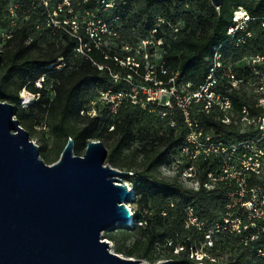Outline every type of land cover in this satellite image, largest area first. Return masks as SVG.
Wrapping results in <instances>:
<instances>
[{
  "label": "trees",
  "instance_id": "1",
  "mask_svg": "<svg viewBox=\"0 0 264 264\" xmlns=\"http://www.w3.org/2000/svg\"><path fill=\"white\" fill-rule=\"evenodd\" d=\"M8 1L0 0V4L4 6ZM14 1L19 7V19L13 39L0 51V101L15 105L16 117L30 135L40 134V152L47 163L60 158L69 138L75 141L77 154L89 141L101 140L109 149L107 162L131 171V176L136 177L132 180V202L137 205L135 224L119 226L124 230L120 238L109 234L116 242V251L155 262L160 258L155 252L156 243L173 239V246L166 248L164 256L174 259L170 264H188L187 252L175 254L173 249L178 240L189 249L191 245L198 248L203 239L196 230L185 228L180 213L185 206L193 205L209 221L212 238L208 250L216 260L214 264H264V216L244 221L238 229L228 227L226 222L232 212V199L239 192L236 180L240 177L229 178L224 168L218 170L211 162V157L197 162L198 189L184 186L177 178L159 175L160 167L181 153L189 133L175 103L172 109L152 103L144 107L146 95L139 92L138 102L127 97L113 112L110 102L99 100L102 91L126 89L130 78L154 85L144 77L145 41L151 53L153 44L164 48L161 63L151 64L156 80L166 87L190 81L192 88H197L205 82L216 61L214 47L227 43L233 11L243 6L253 16L264 17V0H223L219 8L211 0H111L110 12L97 13L95 24L101 26L93 30L88 22L78 24L74 16L96 13L94 0H68L59 22L45 29H38L37 24L43 22L46 10L34 9L32 0ZM59 2L64 0H52V8ZM253 29L255 36L247 43L223 45L219 58L223 65L264 53V26L260 19L253 23ZM60 64L64 66L58 68ZM235 70L247 75L250 72L249 68ZM44 74L46 81L39 88L36 81ZM218 75L214 88L217 93L230 96L232 108L226 113L215 103L207 112L201 102L194 103L192 119L204 137L210 136L216 142L227 140L230 147L254 138L264 149V137L256 125L241 128L244 116L256 119L264 113V107L258 106V99L251 100L236 89L229 90L230 84L222 77L221 69ZM171 78L174 82H170ZM23 89L40 93V97L23 106ZM172 122L175 124L171 125ZM37 124L44 128L37 131ZM250 172L247 189L263 185L262 172ZM204 183H209L210 188ZM248 198L250 194L241 201ZM172 202L176 208L170 206ZM131 237L133 240L128 243Z\"/></svg>",
  "mask_w": 264,
  "mask_h": 264
},
{
  "label": "water",
  "instance_id": "2",
  "mask_svg": "<svg viewBox=\"0 0 264 264\" xmlns=\"http://www.w3.org/2000/svg\"><path fill=\"white\" fill-rule=\"evenodd\" d=\"M108 154L103 141L91 140L77 155L71 138L47 163L15 105L0 101V264H148L102 238L129 225L126 204L135 198L121 178L130 172L108 163Z\"/></svg>",
  "mask_w": 264,
  "mask_h": 264
},
{
  "label": "built area",
  "instance_id": "3",
  "mask_svg": "<svg viewBox=\"0 0 264 264\" xmlns=\"http://www.w3.org/2000/svg\"><path fill=\"white\" fill-rule=\"evenodd\" d=\"M68 4V0H64L63 3H57L54 8H52V0H32V7L34 9L41 7L46 10V15L42 23L37 24L38 29H45L52 27L53 24H57L59 22L58 17L59 14L64 10L65 4ZM18 5L15 4L14 0H9L7 4L2 6L0 4V47L5 46V44L12 40L15 34V25L18 22ZM219 8V7H218ZM28 18V16L26 17ZM260 19L262 21V25L264 26V17H256L253 16L245 7L239 6L233 11L232 23L229 25L227 33L229 35L227 39V43H232L235 46H240L248 42L249 38H253L255 36V31L253 29V23ZM177 30V28H175ZM155 31V30H154ZM148 42V41H145ZM220 43L214 47V58L215 63L211 66L210 71L207 75L205 82L201 83L197 88H192V82L187 81L183 82L180 85L173 84L171 87L163 86L162 81H158L155 79V67L151 65L147 67V72L145 74V80H150L154 82V85H149L146 83H142L141 87L144 88V92L146 95L145 100L142 101V105L144 107L147 106L148 103L157 104L158 106L162 105V95H170V98L166 101L165 107L172 109L174 107V103L180 108L182 111L184 120L189 128V133L186 135V139L182 148V151L187 152L190 147L198 146L200 144V138H211L210 136L204 137L202 129H200L195 123V121L191 117V109L194 103H202L205 111H210L213 104H218L220 109L226 113L232 108V101L229 95L223 93H217L215 90V85L219 78V69L222 70V77L228 79V83L230 84L229 90H238L241 88V85L245 80V73H241L235 70L234 64L223 65L219 58L221 56V48L224 44ZM244 59L248 60V67L251 74L254 78V83L257 84V91L260 93L257 96L258 106H262L261 102L264 100V53L256 54L251 56H246ZM243 59V60H244ZM61 60V59H60ZM240 62V61H238ZM236 62V63H238ZM235 63V64H236ZM53 64L49 65L52 66ZM64 64H60L57 67H63ZM248 74V76H249ZM46 74L42 75L37 81L36 86L39 88L43 87V84L46 81ZM170 82H174V78L170 79ZM141 83H137L134 79H128V87L126 89L118 90V91H102L100 94L99 100L102 102H110L112 105V111L116 112L120 103L123 99L130 97L131 101L134 103L138 102V93L140 91L137 90V87L140 86ZM183 87L182 89L179 87ZM183 90V91H182ZM136 92V93H135ZM40 97V93H33L28 91L27 89H23L20 93V99L23 106H28L33 101L37 100ZM174 99V100H173ZM96 101L93 102L95 104ZM264 107V106H262ZM243 112L247 114V109L244 108ZM96 114V110H92V115ZM241 123L243 126H250L254 124L261 131L262 136L264 137V113L260 115L258 118H249L247 115L241 119ZM172 125L175 123L172 122ZM196 136V137H195ZM216 145L220 142L214 141ZM257 145L256 139H247L241 142H238L230 147L228 150H232L234 152H240L245 155L246 158H253V148ZM219 146V145H218ZM258 146V145H257ZM258 149L262 152L264 149L258 146ZM212 153L211 156H213ZM264 155V153H263ZM231 159V156H228ZM227 159V158H226ZM225 159V161H226ZM243 171L241 173L254 171L256 173H260V169H256V167L252 165H247L245 162L243 163ZM191 167V166H189ZM260 167V165H259ZM190 170H186L183 172L184 176H187L191 181H194L196 186L191 187L194 189H198L200 186L199 178H197L196 172L193 171V167L189 168ZM225 172H228L227 168H224ZM132 173V172H131ZM211 176V175H210ZM241 178V177H240ZM239 178V179H240ZM129 189H133V184L126 181ZM204 186L210 188L209 183H204ZM255 190V188L251 189ZM249 201V198L246 199ZM245 200V201H246ZM254 205L253 202H251ZM260 204V203H258ZM257 204V205H258ZM127 207L131 211V219L129 225L135 224V210L133 211L130 205L126 204ZM171 207L176 208L175 202H172ZM257 207V206H256ZM255 207V208H256ZM263 207H264V199H263ZM183 219L184 225L186 229L196 230L200 235L203 236V239L200 240L199 244L201 247L194 248V246H190L189 249H186L185 245L182 244L181 241L178 240V243L174 246L173 252L175 254H181L186 251L187 256L190 259L188 264H214L216 260L211 258L208 253V248L211 245V229L210 224L204 216L200 215L196 208L193 205H187L180 211ZM164 215L167 212L163 213ZM264 216V210H263ZM145 222H140V224H144ZM174 244L173 239H167L164 243H156L155 252L156 255H160L155 262H151L152 264H156L159 261H168L170 264L174 259L167 258L165 255L166 248L172 247ZM212 260L213 263H209L208 260Z\"/></svg>",
  "mask_w": 264,
  "mask_h": 264
},
{
  "label": "rangeland",
  "instance_id": "4",
  "mask_svg": "<svg viewBox=\"0 0 264 264\" xmlns=\"http://www.w3.org/2000/svg\"><path fill=\"white\" fill-rule=\"evenodd\" d=\"M96 7H97V12L96 13H87V14H81V15H77L74 16V19L77 21V23H85L88 22L89 23V28L91 30L93 29H97L99 28L101 25L99 23L95 24L96 22V18L98 17V14H100L102 11H108L110 12L111 9V0H94ZM247 3L252 2L253 0H243ZM98 13V14H97ZM73 24V22H72ZM182 25V23H180V26ZM103 28H105V25H102ZM148 42H144V46L143 49L145 50V53L147 54L145 57L147 59V67H150L151 64L154 62L157 65L159 63H161L162 60V54L164 51V48L160 47L159 45H154L153 44V48H154V52L151 53L150 49L151 47L148 46L147 44ZM158 43H161L160 41ZM5 46L0 47V51L2 49H4ZM153 57V60H152ZM138 60H135V63H137ZM235 69L237 68H247L248 67V60L244 59L236 64H234ZM131 80H133V78H130ZM245 80L244 83L241 85V88L239 89V93L247 98H250L251 100H256L258 94H260L256 89L257 84L254 83V78L251 74L245 75ZM137 83H141L138 82ZM143 84L141 83L140 86L137 87V90L140 91L141 96H143L145 94L144 92V88L141 87ZM193 83H192V87H193ZM179 88H183L182 86ZM184 89V88H183ZM183 91V90H182ZM136 93V92H135ZM170 98V95H162V105L161 106H165L166 101ZM261 105L264 106V100L261 102ZM172 125V124H171ZM243 124L241 123V128L243 129ZM42 128L41 125H35V129H37V131H40ZM196 137V136H195ZM31 139H33L36 143L39 144V146L42 145L41 143V136L39 133H36V135L32 136L31 135ZM71 138H69L70 140ZM74 142V146H75V141ZM200 144L198 146H191L190 149L187 152L181 151V153H179L176 158H174L173 160H171L170 162H165L159 169V175L163 178H167V179H175L177 178V180L182 183L184 186L186 187H194L196 186V184L194 183V181H191L187 176L183 175V172L186 170H190L189 168L193 167V171L196 172L197 174V178L199 177V173L197 170V162H199L201 159H206L211 157V162H213L215 164V166L219 169H223V168H227L228 170V174H229V178H233V177H241L240 179H237V186L239 188V192L237 194V196H235L232 199V204L230 207H232V212L229 216V219L226 220V222L228 223V227H231L233 229H238L241 226V223H243L244 221H249L252 218L259 216V215H263V199H264V183L263 185L260 186H256L255 190H248L247 189V185L249 184V179L251 176V172H245V173H241L240 171H243V163L245 162L247 165H252L254 167H256V169H260V171L262 172V177L264 179V151L262 152L261 150L258 149V146L255 144V147L253 148V152H250L253 154V158H246L245 155L243 153L240 152H234L232 150H228V147L230 145L229 141L227 140H221L218 145L215 144L214 140L212 138H200L199 140ZM107 146V145H106ZM108 148V147H107ZM84 148L80 153H75L77 155H83L85 152ZM213 154V156H211ZM231 156V159L228 158V156ZM227 158V159H226ZM226 159V161H225ZM187 164H190L191 167H185ZM260 165V167H259ZM181 167H184V169H182L179 173V170L181 169ZM130 174L127 176H122L121 178L124 179L127 182L132 183L136 177L135 176H131L132 173L131 171H129ZM214 179V178H213ZM133 180V181H132ZM251 191V192H249ZM248 194H250V198L249 201H241V198L243 196H248ZM233 195V194H232ZM251 202L254 203V205L251 204ZM260 203L259 206H257V204ZM128 205H130V207L132 208V210H136L137 209V205L133 202L127 203ZM257 206V207H256ZM256 207V208H255ZM248 211V212H246ZM123 229H114V230H109V231H105L102 234V238H105L106 240H108L110 242L111 245V250L114 252L116 251V242L112 239H110L109 234H113L116 237L120 238L123 234ZM128 231V230H127ZM133 240V237H131V239L128 241V243H131ZM198 247H201V245L199 244ZM118 253V252H117ZM208 253H210L208 251ZM122 256H125V254L123 253H119ZM212 255L213 254H209ZM127 257V256H126ZM136 258V257H135ZM144 262L148 263V264H152L149 260L147 259H142Z\"/></svg>",
  "mask_w": 264,
  "mask_h": 264
}]
</instances>
